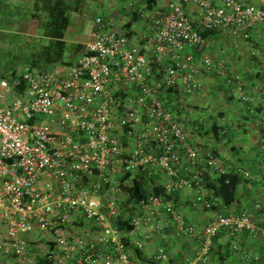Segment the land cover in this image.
I'll return each instance as SVG.
<instances>
[{
  "label": "built area",
  "instance_id": "2783aa9c",
  "mask_svg": "<svg viewBox=\"0 0 264 264\" xmlns=\"http://www.w3.org/2000/svg\"><path fill=\"white\" fill-rule=\"evenodd\" d=\"M137 10L147 29L139 39L98 15L85 44L89 54L0 79V255L13 264H137L134 250L162 233L164 240L196 243L184 264H207L217 236L229 242L237 264H264L263 202L218 211L220 198L208 195L204 178L224 173L222 164L195 145L178 150L190 120L178 110L203 89V75L219 77L246 109L254 102L242 74L210 54L216 40L199 28L249 43L264 27V0H169ZM249 54L262 57L264 49L251 46ZM168 90L177 96L175 107ZM255 126L264 127V117ZM259 148L264 152V136ZM154 166L166 193L194 190L192 206L211 212L204 225L186 221L172 201L152 193L124 203L125 187ZM235 171L264 189V172ZM119 221L132 231H121ZM243 235L261 253L244 248ZM152 263L172 264L165 245Z\"/></svg>",
  "mask_w": 264,
  "mask_h": 264
},
{
  "label": "crops",
  "instance_id": "0c3cea01",
  "mask_svg": "<svg viewBox=\"0 0 264 264\" xmlns=\"http://www.w3.org/2000/svg\"><path fill=\"white\" fill-rule=\"evenodd\" d=\"M84 1V6L91 2V0ZM139 1L141 3L144 2L143 6H147L145 0ZM168 2L169 0L164 1V6ZM5 3L26 4L25 0H0V6H3ZM90 5L92 6V4ZM152 5L154 7V3ZM85 8L89 9V6ZM84 11L85 9L82 13L79 12L80 14H77L78 19ZM133 25L136 27L142 26L139 21H135ZM143 27V33H145L144 31H147V29L145 26ZM93 29L94 25L91 28L92 32ZM137 30L134 28L132 37L139 39L141 33L139 34ZM229 37L233 40V46L226 53V61L233 71L239 72L246 78L247 92L254 97V102L249 109H246L245 106L238 102L221 79L214 77L212 74L203 75L200 80L204 87L193 97L192 104L194 105V111L187 108L178 110L179 117L182 119L190 118L187 122L183 146H179L178 150L180 153H183L185 152V144H196L203 154H210L216 158L225 170L244 167L251 173L259 175L264 172V152L259 148V143L264 136V127H256L255 120L264 117V57L258 59L251 57L249 48L255 46L264 49V27L256 32L252 42L249 43L236 41L231 36ZM68 41L75 42V40ZM87 41L79 42L86 44ZM171 101L176 106L177 96L174 95ZM201 117L205 118L206 124L201 125L198 123V119ZM196 134H199L201 137L203 134H207L205 141L199 140ZM206 192L208 195H212L209 188H206ZM238 194L239 199L233 206L237 210L255 200H260L264 204V189L261 182L256 181L249 186L247 181L243 179L239 186ZM192 197L193 194L189 197L181 196L178 199V203L180 206H183V212L186 210L184 214L189 222L196 226H202L207 222L211 214L203 213L200 208L191 207L190 201L193 199ZM187 207H190L191 210H188L189 208ZM224 210L228 209L225 208ZM187 241L175 244L173 241L168 242L167 239H163L162 243H168L166 247L169 248V251L171 247L173 256L175 257L174 261H179L181 257L185 258L186 255H189L196 249L192 240ZM186 243L187 245L184 246ZM240 243L246 249L257 252L261 251L258 242L252 241L244 235L241 236ZM142 252L145 261L148 259L147 253L143 250ZM218 257L219 253L217 252L216 258ZM238 260L232 254L231 258L229 257L226 261V264H237Z\"/></svg>",
  "mask_w": 264,
  "mask_h": 264
},
{
  "label": "trees",
  "instance_id": "16d2710c",
  "mask_svg": "<svg viewBox=\"0 0 264 264\" xmlns=\"http://www.w3.org/2000/svg\"><path fill=\"white\" fill-rule=\"evenodd\" d=\"M145 2H147V7L151 8L153 3L155 5L156 0H145ZM25 3L24 5L18 3H5L3 6H0V79L5 78L13 81L20 77L21 72H19L16 67V58L18 60L19 56V60L27 62V66L46 70L55 64L72 65L80 56L89 54L84 43L66 40V32L72 23L71 17L73 13H82L85 9L84 0H25ZM138 7L139 6H136L134 9L131 8V10L128 9L131 11L130 20L123 25L124 30H126L130 37L134 33L133 24L135 21L140 22L141 20L137 10ZM7 24L10 26H7ZM16 25H18V27L20 26L18 28L19 30L21 29L20 31H26L31 35L37 36L24 35L29 38H17L16 41H13L7 30H13L16 28ZM261 28L259 30H261ZM199 31L203 36L214 37L215 40L218 37H222V34H224L218 30L199 28ZM252 40L249 42H252ZM222 52H224V50H222ZM193 53L196 58H199V52L194 50ZM11 55H14L12 57L13 59L7 58ZM213 57L218 58L222 57V55ZM251 57L256 59L261 58L259 56ZM262 57H264V55ZM212 75L219 78L215 74ZM243 79L247 83L244 76ZM19 88L21 90L22 86ZM174 95L175 93L172 90L165 92L168 105L172 103L171 100ZM171 106L175 107V105ZM129 177L130 175L127 173L122 180H128ZM243 179V176L236 172L235 169L225 170L224 173L215 174L212 177L206 174L204 178L205 187L209 188L211 194L220 198L221 201L220 205L216 207L218 211L227 213V210H224V208L235 205L239 199L238 189ZM125 192L127 198L124 203L126 205L146 198L152 193L162 197L166 201H172L174 207L181 212L178 203L181 191L172 194L166 193L161 185L158 174L148 175L147 171H141L138 177L132 180V184L125 187ZM190 206L193 207L191 201ZM183 217L188 221L185 214ZM117 225L119 229L125 233H129L133 229L127 221H119ZM126 241L129 242L130 238L126 237ZM228 246H230L229 242H224L222 244L218 236L215 238L211 252L214 253L215 256L217 252L219 253V257L216 259L220 264H226L228 258L232 256V252ZM224 247L226 248L224 249ZM134 252L138 260L145 259L142 256V250L135 249ZM7 261L9 264H13L12 260L9 261L8 259Z\"/></svg>",
  "mask_w": 264,
  "mask_h": 264
},
{
  "label": "rangeland",
  "instance_id": "374dc122",
  "mask_svg": "<svg viewBox=\"0 0 264 264\" xmlns=\"http://www.w3.org/2000/svg\"><path fill=\"white\" fill-rule=\"evenodd\" d=\"M164 1H166V0H156L157 4H155L154 6H164ZM90 4H92V6ZM143 4H144V2L141 3V1H139V0H91V2L85 6V7L89 6V9L85 8V11L83 12V14H81L79 16V19L77 18V14L73 13V16L71 17L72 23L66 32L67 33L66 39L67 40H75V42L76 41L77 42L87 41L90 38V35L92 33L91 28L94 24V18L98 15H102L104 18L111 20L116 29H121V28H123V25L130 20L131 8L134 9L136 6H142ZM129 5H132V7H129ZM187 8L190 11L195 9V7L192 4H188ZM128 9H130V10H128ZM7 26H10V25L7 24ZM19 27H18V25H16V28H14L13 30H10V29L7 30V31H9L8 33L10 34V37L12 38L13 41H16L17 38L18 39H21V38L28 39L29 38V37L28 38L25 37L24 35L33 36V37L37 36V35H31L30 33L26 32V31H20L21 29L19 30L18 29ZM134 28L136 30L138 29L137 32L139 34L142 33L143 29H144L143 26H141V27L137 26L136 27L135 25H133V30H134ZM232 46H233V40L228 36L227 33H224V34H222V37L216 38V41L214 42V45L210 51V54L212 56L222 55V58L226 59L225 58L226 53L228 52L229 49L232 48ZM222 50H224V52H222ZM13 56L14 55H11V56H8L7 58L13 59L12 58ZM19 59H20V56H19ZM19 59L17 60V58H16V62H17L16 67H17L19 72H22V70L27 66V62H25L23 60H19ZM183 108L192 109L194 111V105L192 103L189 105H186ZM196 135H197L199 140L205 141V137L207 134H203L202 137L199 136V134H196ZM210 137H212V136H210ZM194 145H196V144H194ZM196 146H198V145H196ZM200 146H201V144H200ZM153 168H152L153 174H158L159 180L161 181L162 176H161L160 172L158 171L157 167L154 166ZM193 193H194V190H191V189L182 190L180 198H181V196L182 197H189ZM187 208H189L188 210H191L190 207H187ZM179 209L182 210L181 212L184 215V212L186 210L183 212V206H180ZM128 210H129V212L132 211V209H128ZM201 211L203 213H207V214L209 213V215L211 214V212L204 210V209H201ZM127 213H128V211H127ZM171 231L172 230H170V232H168V233H171ZM134 237L136 238V237H140V236L134 235ZM166 238H168V236ZM162 240H163L162 233H152L151 237L145 242L144 247L142 249L143 251H145L147 253L148 259H146L145 261L144 260H138L136 254L133 252V261L136 262L137 264H153L152 263V255H153V253H155L156 248L159 245H165V246H166V244L168 245L167 242H166V244H164V242L162 243ZM167 240H168V242L173 241V243H175V244H179V243L185 242V241L188 242L187 239H180V238H172V239L169 238ZM219 240L222 242V244L225 242V239L223 236H221ZM194 244L196 246L195 242H194ZM186 245H187V243L184 244V246H186ZM228 247H230V246H228ZM225 248L226 247H224V249ZM169 252H170V254H172L171 255L172 264H184L187 260H190L194 257V252H191L189 255H186L185 258L181 257L179 259V261H174L175 257L173 256V251L171 250V247H170ZM8 259H9V261L10 260L13 261V259L9 258L8 256L5 257V256L0 255V264H9L7 261ZM207 264H220V263L216 259V256L214 255V253L211 252L210 259L208 260Z\"/></svg>",
  "mask_w": 264,
  "mask_h": 264
}]
</instances>
